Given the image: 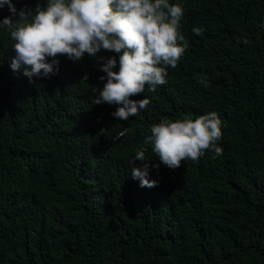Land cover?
<instances>
[{"label":"trees","instance_id":"16d2710c","mask_svg":"<svg viewBox=\"0 0 264 264\" xmlns=\"http://www.w3.org/2000/svg\"><path fill=\"white\" fill-rule=\"evenodd\" d=\"M169 2L188 46L164 85L131 97L151 103L127 121L93 103L106 82L96 57L58 56L56 74L30 82L0 28V264H264V0ZM4 17L18 19L7 5ZM209 112L220 156L169 169L144 144L161 120ZM139 148L160 165L155 187L132 178Z\"/></svg>","mask_w":264,"mask_h":264},{"label":"clouds","instance_id":"9594fccd","mask_svg":"<svg viewBox=\"0 0 264 264\" xmlns=\"http://www.w3.org/2000/svg\"><path fill=\"white\" fill-rule=\"evenodd\" d=\"M5 5L13 16L18 15L15 21L11 17L0 21V28H7L13 41L11 70L23 67V75L31 82L33 77L56 74L58 56L74 62L85 54L96 57L100 71L105 73L99 79L106 82L93 103L117 105L112 115L124 121L151 103L148 98L131 97L143 93L146 86L155 91L158 85H164L167 68L177 67L188 46L180 31L183 8L169 0H45L43 4L38 0L34 11H18L12 0H0V9ZM203 31L200 27L192 29L197 36ZM101 49L118 54V60L116 56L97 57ZM200 82L207 87L206 80ZM221 124L216 112L195 119H164L151 126L144 144L151 146L161 164L176 169L183 161H198L206 151L213 153V158L222 155L217 144L222 138ZM145 151L136 150L130 165L136 160L141 165L133 166L131 175L140 187L152 188L158 181L149 179L151 168L160 165L150 166Z\"/></svg>","mask_w":264,"mask_h":264}]
</instances>
